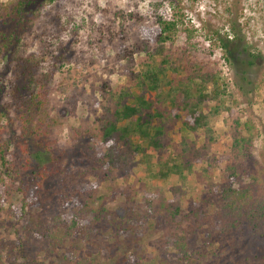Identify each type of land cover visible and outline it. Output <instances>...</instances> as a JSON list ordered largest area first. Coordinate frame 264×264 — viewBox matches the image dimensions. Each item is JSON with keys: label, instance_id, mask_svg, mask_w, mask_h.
<instances>
[{"label": "rangeland", "instance_id": "1", "mask_svg": "<svg viewBox=\"0 0 264 264\" xmlns=\"http://www.w3.org/2000/svg\"><path fill=\"white\" fill-rule=\"evenodd\" d=\"M13 1L0 0V7ZM168 1L57 0L43 9L25 49L44 57L53 75L49 110L58 121L52 139L59 157L88 131L99 134L101 84L108 81L117 90L131 85L129 62L118 55L122 23L126 36L148 35L143 26L157 15L170 16ZM229 1L182 3L186 26L196 29L197 54L220 73L225 89L220 101L203 105L205 111L219 110L212 121L216 139L188 133L180 120L171 122L162 151L131 156L106 173L98 171L100 176L83 168L81 179L69 186L82 189L69 207L25 205L19 191H5L0 264H264V0H242V44L260 53V60L249 66L247 53L236 54L238 70L209 33L228 27ZM184 41L180 33L177 42ZM135 57L139 70L144 54ZM148 97L156 100L154 93ZM162 108L169 112L173 106L167 102ZM182 136L197 138L202 152L197 158L188 155L187 166L180 157ZM41 158L33 165L47 162L49 154ZM63 161L67 165L69 158ZM168 162L181 163L183 172L161 175L160 166L169 167ZM64 172L69 174L68 166ZM30 216L44 228L26 231ZM19 234L26 240V257L15 244Z\"/></svg>", "mask_w": 264, "mask_h": 264}, {"label": "trees", "instance_id": "2", "mask_svg": "<svg viewBox=\"0 0 264 264\" xmlns=\"http://www.w3.org/2000/svg\"><path fill=\"white\" fill-rule=\"evenodd\" d=\"M56 1L15 0L0 7V200L5 191L16 189L22 194L25 205L69 207L77 201L75 194L82 191L78 184L72 186L75 191L69 186L74 179H81L83 168L100 176L98 171L106 173L131 156L162 151L167 145L169 125L177 120L188 133L203 132L209 141L216 139L212 121L219 110L205 111L203 105L220 101L225 93L220 73L197 54L193 41L196 29L186 26L184 0H169L170 16L157 15L148 27L143 26L148 35L126 36L122 23L123 47L118 55L129 62L127 73L131 85L117 90L104 81L99 89L104 100L102 112L97 116L95 129L99 134L88 131L78 145L63 150L64 156L59 157L52 139V128L58 121L49 110L53 75L46 69L44 57L25 49V39L43 9ZM241 4L242 0L228 2L227 28L205 27L229 54L237 70L241 67L236 54L247 53L249 66L260 60V53L253 52L247 43L242 44L240 19L244 13ZM180 33L185 35V41L178 44ZM141 53L144 54L141 67L135 70V55ZM148 93H154L156 100L149 98ZM167 102L173 106L169 112L162 108ZM4 133H7L5 139ZM182 140L184 147L180 157L187 166L188 155L197 158L202 152L196 145L197 138L190 140L182 136ZM119 145L126 150H120ZM42 153H48L49 160L34 166ZM66 157L69 158L67 165L63 161ZM170 163L166 164L169 167L160 166L161 175L183 172L181 163L173 162L171 166ZM66 166L69 174L63 176ZM236 175L233 170L232 178ZM239 221L235 218L233 224L237 227ZM35 227L36 230L44 228L34 216L23 225L26 231ZM15 244L26 257L29 250L23 235L19 234ZM3 246L0 240V249Z\"/></svg>", "mask_w": 264, "mask_h": 264}]
</instances>
